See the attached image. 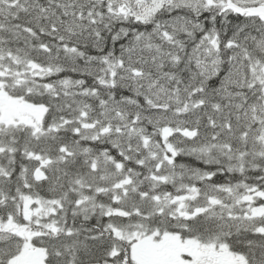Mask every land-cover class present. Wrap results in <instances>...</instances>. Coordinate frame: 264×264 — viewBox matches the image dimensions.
<instances>
[{
    "label": "snow or ice",
    "instance_id": "6c2138e0",
    "mask_svg": "<svg viewBox=\"0 0 264 264\" xmlns=\"http://www.w3.org/2000/svg\"><path fill=\"white\" fill-rule=\"evenodd\" d=\"M0 264H264V0H0Z\"/></svg>",
    "mask_w": 264,
    "mask_h": 264
}]
</instances>
